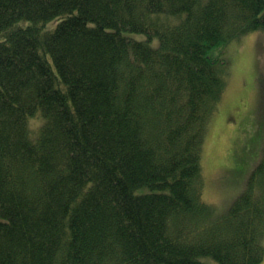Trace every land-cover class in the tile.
I'll use <instances>...</instances> for the list:
<instances>
[{"label": "trees", "instance_id": "obj_1", "mask_svg": "<svg viewBox=\"0 0 264 264\" xmlns=\"http://www.w3.org/2000/svg\"><path fill=\"white\" fill-rule=\"evenodd\" d=\"M260 29L264 0H0V264L259 262L264 163L218 217L200 155Z\"/></svg>", "mask_w": 264, "mask_h": 264}, {"label": "rangeland", "instance_id": "obj_2", "mask_svg": "<svg viewBox=\"0 0 264 264\" xmlns=\"http://www.w3.org/2000/svg\"><path fill=\"white\" fill-rule=\"evenodd\" d=\"M224 54L229 73L204 131L200 155L202 199L218 217L245 195L247 182L262 177L264 184V174L257 176L264 163V30L239 34L225 45ZM208 218L210 225L213 215ZM261 240L262 258L254 264H264V229ZM201 259L203 264H218L212 256Z\"/></svg>", "mask_w": 264, "mask_h": 264}]
</instances>
